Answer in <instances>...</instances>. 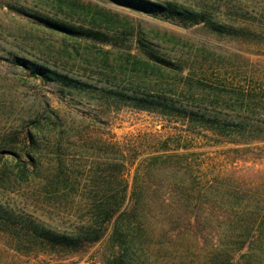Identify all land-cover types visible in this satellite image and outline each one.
Listing matches in <instances>:
<instances>
[{
	"label": "rangeland",
	"instance_id": "374dc122",
	"mask_svg": "<svg viewBox=\"0 0 264 264\" xmlns=\"http://www.w3.org/2000/svg\"><path fill=\"white\" fill-rule=\"evenodd\" d=\"M150 1L264 24V0ZM255 35L125 0H0V264H107L115 220L134 206L148 264H264V30ZM133 98L171 110H138ZM153 156L169 168L147 173ZM112 171L127 199L98 243L52 252L20 231L84 232Z\"/></svg>",
	"mask_w": 264,
	"mask_h": 264
},
{
	"label": "trees",
	"instance_id": "16d2710c",
	"mask_svg": "<svg viewBox=\"0 0 264 264\" xmlns=\"http://www.w3.org/2000/svg\"><path fill=\"white\" fill-rule=\"evenodd\" d=\"M128 4H131L135 7H138L146 12L153 13L155 15H162L170 19H175L180 22H190L195 24L204 23L205 25L211 26L213 31L222 36H230L234 39L240 41H249L255 38V34L259 29L264 30V24L257 25V23H247L248 25H237V26H225L216 24L210 18L209 13L197 12L185 7H178L171 3L159 4L152 2L150 0H125ZM50 23V22H49ZM48 25H51L49 24ZM250 24V25H249ZM56 28L62 30H70L65 28L62 25L54 24ZM255 26H257L255 28ZM259 28V29H258ZM98 37V36H97ZM96 37V38H97ZM156 60H161L159 57H155ZM161 67V66H160ZM181 69H179L180 73ZM44 77H48L50 80H58L64 83H68L67 77H61L56 73H45ZM62 79V80H61ZM171 92H176L175 89ZM232 98L231 95H229ZM122 98L126 102V96L122 95ZM132 98V97H129ZM134 108L143 111L156 112L163 115H168L171 107L166 103L162 98L159 100L149 101L147 98H133ZM222 103H220L221 105ZM223 106L231 108L229 102L225 103ZM160 108V109H159ZM250 112H254L250 106ZM191 117L192 120L196 119ZM237 132H241V138H247L246 134L249 133V130L246 128V124L242 123L241 126L238 125ZM223 128V127H222ZM221 128L219 131L221 132ZM262 128L258 125H255V131L261 132ZM223 132V131H222ZM168 157L153 156L149 159L147 173L154 171L156 168H169L166 166ZM112 171L108 175V183L114 185L117 184V187L110 185V190L104 191L101 194H97V197H94L90 206V223L87 225V228L84 232H77L73 236H67L65 234L53 232L47 229H40L38 227H22L20 228L21 232H25L27 236L33 238V241H37L39 244L46 248H50L52 252H62V253H79L85 248L86 245L95 244L101 241L104 234L107 231V224H109L118 214V212L124 206V203L127 199V189L126 186H122V179L120 176H117ZM189 171L186 170L185 174L187 175ZM114 187V188H112ZM186 200L202 202V196L199 192H196L195 189H187L185 191ZM131 199L138 203V194L133 190L131 194ZM204 200V199H203ZM207 201V200H205ZM137 209L134 206L129 210H126L120 213L114 223V228L110 236L111 248L113 249L112 255L107 259V264H148L144 259V254H146L145 245V232L146 228L143 227V224L137 217ZM9 222V221H8ZM12 223V221H11ZM31 234V236H30ZM223 262H229L223 260Z\"/></svg>",
	"mask_w": 264,
	"mask_h": 264
}]
</instances>
